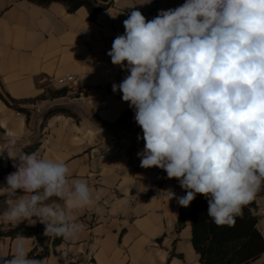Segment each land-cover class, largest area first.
Wrapping results in <instances>:
<instances>
[{
	"label": "clouds",
	"instance_id": "9594fccd",
	"mask_svg": "<svg viewBox=\"0 0 264 264\" xmlns=\"http://www.w3.org/2000/svg\"><path fill=\"white\" fill-rule=\"evenodd\" d=\"M123 26L107 55L130 73L112 91L142 129L140 166L177 179L186 192L180 206L201 194L216 225H234L264 189V0H186L151 20L133 10ZM15 145L6 135L0 149L16 169L0 186V219L39 222L44 236L75 241L82 226L71 213L102 192L72 178L66 162ZM25 239L17 234L0 264H44L39 252L29 256Z\"/></svg>",
	"mask_w": 264,
	"mask_h": 264
},
{
	"label": "crops",
	"instance_id": "0c3cea01",
	"mask_svg": "<svg viewBox=\"0 0 264 264\" xmlns=\"http://www.w3.org/2000/svg\"><path fill=\"white\" fill-rule=\"evenodd\" d=\"M145 2L113 0L91 19L84 6L68 12L58 1L0 0V92L9 98L7 104L0 97V149L6 135L16 140L17 152L40 142L37 151L42 157L66 162L72 178L86 181L93 193L100 191L101 197L112 201L96 223L86 213L99 200L71 213L82 231L78 239H63L55 249L78 264H201L191 241L189 216L177 228L181 213L187 214L191 207L177 202L185 190L177 179L167 178L163 169L140 166L137 153L143 150L144 141L138 140L143 133L134 112L121 127L94 119L115 123L129 108L112 85L130 73L113 65L107 55L116 36L125 32L123 21L133 10L151 20L160 10L176 8L186 0ZM66 75L74 76L66 96L42 97L50 88L65 86L57 79ZM54 106L71 108L79 119L54 114L43 125L45 113ZM0 158L13 165L6 153ZM12 172L0 177V186L6 185L5 178ZM113 188L117 198L110 192ZM168 191L175 197L170 199ZM134 194L141 198L131 203ZM4 210L0 205V213ZM38 223L15 225L0 219V224L12 227ZM24 243L27 251L37 244L33 237H26ZM15 247L16 238H0V253L8 255ZM43 260L44 264L57 263L58 255L51 248ZM253 264H264V253Z\"/></svg>",
	"mask_w": 264,
	"mask_h": 264
},
{
	"label": "trees",
	"instance_id": "16d2710c",
	"mask_svg": "<svg viewBox=\"0 0 264 264\" xmlns=\"http://www.w3.org/2000/svg\"><path fill=\"white\" fill-rule=\"evenodd\" d=\"M40 4H47L53 1L63 3L68 12H74L79 7L84 6L90 15L91 19L103 10L108 9L113 0H32ZM70 87L63 86L57 89H48L43 98H59L68 94ZM0 97L9 104V98H6L1 92ZM13 100V99H11ZM133 109H126L120 118L115 123H110L94 116L97 122H101L105 126L121 127L133 115ZM54 114H66L79 119L78 114L72 111L71 108L64 106H54L50 108L44 115L43 125L46 119ZM25 115H29V111L25 110ZM40 142H35L32 145L22 149L24 152H34L40 147ZM16 171L10 164H5L0 158V177L5 173ZM208 202L201 194H197L196 198L191 202V207L188 213H181L177 228L180 229L184 225V218L189 216L191 224V241L195 251L199 254L201 264H253L264 253V239L257 228L256 206L250 202L243 209V215L236 218L232 226H218L207 215ZM44 225L38 223L34 227H12L0 224V238L11 237L16 238V235L35 238L37 244L29 250V256H36L37 259L47 258L53 252L58 255L56 264H65V259L68 264H78L69 257L62 256L56 251L63 238L46 237L43 235ZM38 246H41L39 249Z\"/></svg>",
	"mask_w": 264,
	"mask_h": 264
},
{
	"label": "built area",
	"instance_id": "2783aa9c",
	"mask_svg": "<svg viewBox=\"0 0 264 264\" xmlns=\"http://www.w3.org/2000/svg\"><path fill=\"white\" fill-rule=\"evenodd\" d=\"M74 80L73 75H66L63 77H59L57 82L61 85L68 86L69 83H72ZM22 114L21 112H18ZM24 115V114H23ZM110 192L114 195V198L118 197L117 189L113 188ZM186 195V192L184 191ZM140 196L138 194L130 195V202L134 203L140 200ZM111 200L108 199L107 196L101 197L93 209L87 211L86 216H88L91 220V223H96L99 220L100 212L103 210H108L111 206ZM253 203L256 206V214H257V228L260 234L264 239V189L258 192L256 198L253 200Z\"/></svg>",
	"mask_w": 264,
	"mask_h": 264
},
{
	"label": "rangeland",
	"instance_id": "374dc122",
	"mask_svg": "<svg viewBox=\"0 0 264 264\" xmlns=\"http://www.w3.org/2000/svg\"><path fill=\"white\" fill-rule=\"evenodd\" d=\"M56 262L52 263V264H55Z\"/></svg>",
	"mask_w": 264,
	"mask_h": 264
}]
</instances>
